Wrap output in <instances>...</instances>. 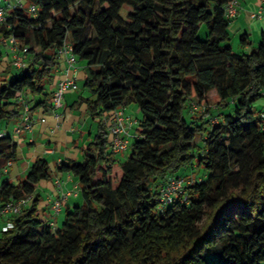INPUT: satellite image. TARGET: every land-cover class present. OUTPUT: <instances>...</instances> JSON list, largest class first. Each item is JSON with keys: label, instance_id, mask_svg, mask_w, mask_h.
I'll return each mask as SVG.
<instances>
[{"label": "trees", "instance_id": "trees-1", "mask_svg": "<svg viewBox=\"0 0 264 264\" xmlns=\"http://www.w3.org/2000/svg\"><path fill=\"white\" fill-rule=\"evenodd\" d=\"M232 1L26 0L36 16L28 7L9 12L0 47L14 37L28 51L24 68L0 73V208L36 198L0 231V264H264V109L254 108L264 97V32L257 47L244 33L249 50L236 52L229 27L239 12H225ZM67 43L86 63L82 88L100 125L82 162L58 166L77 178L83 203L55 228L39 214L37 191L52 177L46 158L19 184L2 181L17 154L2 125L27 106L53 107L49 87ZM212 91L217 104L192 113L190 102L208 104ZM126 108L139 111L140 123L118 162L106 125ZM190 169L207 177L162 211L160 187Z\"/></svg>", "mask_w": 264, "mask_h": 264}, {"label": "crops", "instance_id": "crops-1", "mask_svg": "<svg viewBox=\"0 0 264 264\" xmlns=\"http://www.w3.org/2000/svg\"><path fill=\"white\" fill-rule=\"evenodd\" d=\"M260 9L263 10L264 14V2L260 0H240L239 14L234 20V23H237L239 27H243L245 33L249 34L252 43L259 41L261 34L264 32V15L261 19L251 18V14L258 12ZM248 20L249 22L251 21L249 25L246 23ZM248 30L250 33L247 32ZM252 34H256L254 39L251 36ZM257 35L259 36L258 38ZM2 45L4 47V58L0 63V73L6 75L7 66L11 65V56L7 53L4 44ZM85 68L86 63L78 61L76 72L78 90L70 91L65 95L63 108L55 110L54 107H51L46 112L44 109L38 108L30 113L32 130L23 129L19 135L16 134V127L22 124L21 119L2 125V130L7 132L17 144L16 158L5 163L2 170V181H9L15 185L19 184L27 176L37 157L46 158L51 167L52 177L48 181H43L37 191L41 197L39 214L45 221L52 220L55 228H59V221L62 225L65 218L64 214L68 209L78 206L76 202L81 196V187L77 178L71 173L59 172L58 166L69 160L82 162L84 160L85 147L93 139V135L97 133L100 125V119L92 117L87 103V100H92L94 97L83 88L79 92L80 83L82 87L85 80ZM66 71L67 63L65 57H60V64L56 70L55 79L49 87L52 93L64 78ZM22 101H25V98ZM126 111L137 117L140 116L138 114L139 111L135 108H126ZM108 117L107 129L112 118L111 115H108ZM43 119L45 121H42ZM133 134L137 135V131L135 130ZM129 151L115 154L114 157L118 161L121 155L124 157L123 154H126L128 155L125 157L124 161H126L129 157ZM194 175L193 173L187 178H196ZM74 190L78 191V196L63 201L61 215L52 216L51 205L53 201L61 197L63 193ZM34 198H36V195Z\"/></svg>", "mask_w": 264, "mask_h": 264}, {"label": "built area", "instance_id": "built-area-1", "mask_svg": "<svg viewBox=\"0 0 264 264\" xmlns=\"http://www.w3.org/2000/svg\"><path fill=\"white\" fill-rule=\"evenodd\" d=\"M264 2V0H260ZM240 0H233L226 8V17L233 19L238 14ZM26 0H0V24L4 23L10 11L16 8L24 9L27 8ZM28 11L36 16L38 8L35 6H29ZM253 18L260 19L263 17V10L260 9L258 12L253 13ZM6 47L7 53L11 56V65L14 68L22 69L26 66V59L24 54L28 51L27 47L22 46L18 40L14 37H9L3 42ZM60 57H65L67 63V71L65 72L64 78L59 82L53 95V107L55 110H59L64 106V97L70 91L78 90L76 81L77 72V57L73 53L72 46L67 43L60 50ZM192 113L201 112L205 113L208 105L201 104L197 100L190 102ZM111 123L108 127L109 142L111 150L115 154L127 153L130 149V145L133 142L136 134L133 132L137 130L139 126V118L126 111L125 109L114 110L111 114ZM263 125L262 130L264 131V111L260 115ZM22 124L16 127V134H20L23 129L32 130V117L30 115V108L27 106L21 117ZM42 121H45L44 119ZM214 124L217 120H213ZM5 133H1L4 136ZM194 180H189L182 177H169L166 183L160 187L159 198L161 201L160 208L163 211L167 205L173 203V201L180 195H184L186 187L191 185ZM78 196V191L65 192L58 199L54 200L52 208V216L57 217L61 215L63 210V201L75 198ZM33 196L24 197L18 201L9 202L0 208V231L7 232L14 227L13 219L21 214V212L31 205ZM48 225L55 227L52 220L47 221Z\"/></svg>", "mask_w": 264, "mask_h": 264}, {"label": "rangeland", "instance_id": "rangeland-1", "mask_svg": "<svg viewBox=\"0 0 264 264\" xmlns=\"http://www.w3.org/2000/svg\"><path fill=\"white\" fill-rule=\"evenodd\" d=\"M251 22V21H250ZM249 20H248V22H246L248 25H249ZM252 25H254L253 23H252ZM204 27V26H203ZM203 27H202V29H201V31H200V33H199V38L200 39H205L206 38V33H207V28L206 27H204V29H203ZM248 33H250V31L248 30L247 31ZM245 33V30L243 29V27H239L238 25H237V23H234V21L233 22H231V24H230V27H229V34H230V41H229V44L232 46V48L236 51V52H239V53H243V52H247L248 50L246 49V48H244L243 46H242V44H241V36L243 35ZM252 36V38L254 39L255 38V36H256V34L255 35H251ZM259 36L257 35V38H258ZM258 43H259V41H255L254 43H253V46H255V47H257V45H258ZM0 49L1 50H4V47H3V45L0 47ZM85 74H86V72H85ZM82 90V87H81V83H80V90H79V92ZM78 92V91H77ZM209 103L207 104L208 105V107H213V106H215L216 104H217V102H218V97H217V93H216V91H212V92H210L209 93ZM254 108H255V110L257 111V112H259V110H262V109H264V97L262 98V99H260L256 104H255V106H254ZM206 112V111H205ZM186 117L187 118H189L190 117V113L188 112V110H186ZM139 115H140V113H138ZM202 114H205V113H202ZM197 141V140H196ZM124 155V157L121 155V158L120 159H118V162H124V160H125V157H127L128 155H126V154H123ZM188 173H194L195 175V177H198V178H201V177H207V176H205V174H206V171L204 170V169H200V170H192V169H190L189 171H188ZM204 178V179H205ZM187 179H189V180H195V178L194 177H190V178H187ZM203 179V178H202ZM83 203V199H82V197L80 196V198L77 200V202H76V204L78 205V206H80L81 204ZM65 215V214H64ZM58 226L59 227H61V223H60V221H59V223H58Z\"/></svg>", "mask_w": 264, "mask_h": 264}]
</instances>
